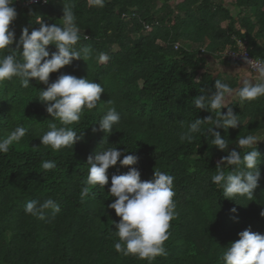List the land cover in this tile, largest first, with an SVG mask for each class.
Segmentation results:
<instances>
[{
	"label": "trees",
	"instance_id": "1",
	"mask_svg": "<svg viewBox=\"0 0 264 264\" xmlns=\"http://www.w3.org/2000/svg\"><path fill=\"white\" fill-rule=\"evenodd\" d=\"M226 2L105 0L97 7L90 0H16L18 18L11 27L17 43L24 27L29 33L39 28L36 17L59 24L65 5L73 8L82 34L77 47L90 46L93 56L73 60L52 73L49 83L68 74L100 83L105 92L97 108L85 110L71 126L81 136L75 146L54 151L40 140L49 123L61 126L38 99L47 85L33 79L32 87L25 89L18 78L0 83V137L17 126L27 129L25 138L0 154V264H223L224 248L239 240L240 232L250 229L264 235V97L244 103L233 100L229 106L241 125L227 132L214 129L229 139V152L241 151L236 144L240 135L261 139L256 145L261 177L252 199H227L212 182L217 164L228 152L211 145V137L205 136L208 125L203 126L205 133L194 134L192 143L180 139L196 118H215L214 112L191 103L201 90H215L220 76L207 67L211 57L245 66L224 56L241 43L264 62V0ZM48 50L50 55L58 51L54 45ZM101 52L109 57L106 63L96 59ZM227 83L238 87L235 81ZM112 106L121 121L107 134L99 131L98 123ZM222 112L226 114L227 108ZM103 146L136 155L134 167L142 181L152 180L155 169L175 178L177 216L165 242L166 256L149 262L114 248L118 238L112 221L120 218L108 207L115 200L109 191L111 178L126 174L128 167L118 162L108 170V185L92 188L81 200L88 157ZM44 160L57 167L43 170ZM48 198L59 204V213L53 216L47 210L44 220L25 213L28 201Z\"/></svg>",
	"mask_w": 264,
	"mask_h": 264
},
{
	"label": "clouds",
	"instance_id": "2",
	"mask_svg": "<svg viewBox=\"0 0 264 264\" xmlns=\"http://www.w3.org/2000/svg\"><path fill=\"white\" fill-rule=\"evenodd\" d=\"M15 2L16 0H0V83L18 78L25 89L32 87L30 81L33 79L47 85L46 90H40L38 99L46 106L47 113L55 121H59L61 126L58 127L56 122L49 123V131L40 137L42 146L50 147L54 151L70 148L81 139L71 126L80 121L85 110L97 108L105 90L100 83L68 74L59 76L52 83L49 80L52 73L70 65L73 60L90 59L93 50L90 46L77 47L82 38L81 29L76 22L73 8L66 5L60 20L62 23L49 25L41 17H36L35 24L39 28H33L29 33V28L24 27L17 43L15 30L11 27L18 18ZM44 2L47 3L48 0ZM90 3L103 7L105 0H90ZM244 33L242 31L241 35ZM83 39L88 40L89 37L83 34ZM14 44L17 45L15 49L12 47ZM50 45L58 49L51 55L48 50ZM96 59L100 63H106L109 57L101 52ZM245 63L251 70L237 71L234 78L238 80V87L231 86L220 76L215 81L214 91L201 90V95L191 101L197 109L214 112L215 118L213 115L205 119L196 118L180 137L182 142L192 143L194 134L205 133L203 126L208 125L205 136L211 137V145L228 152L217 164L211 179L222 189L225 198L233 200L237 197L252 199L261 177L258 169L261 153L256 148L261 139L253 134L240 135L236 144L241 151L229 152L227 136L214 130L222 128L227 132L241 125L240 116L229 106L234 99L238 98L244 103L264 97V62L245 57ZM215 67L217 72L222 71L217 63ZM107 103L113 102L109 100ZM224 108H227L226 114L222 112ZM120 121V113L112 106L100 119L99 131L110 134ZM92 130L97 131L95 127ZM26 134L25 127L17 126L6 137H0V154H7L11 146L19 143ZM118 162L121 167H128L130 170L126 174L113 175L111 178L109 191L115 200L108 207L114 209L120 218L118 223L112 221L117 229L114 231L115 236L118 238L114 242L115 250L124 256L134 255L149 262L158 256H166L165 242L170 236L171 221L177 216L175 178L172 175L155 169L152 180L142 181L141 173L134 167L138 163L136 155L124 154L117 147L103 146L94 156L88 157V175L81 188V200L91 195L92 188L99 186L103 189L108 185V170ZM41 167L45 171H51L57 164L44 160ZM47 210H51L54 216L60 212V206L54 199L48 198L43 202L28 201L24 209L27 215L41 220L46 218ZM236 211L237 209H232L233 213ZM261 216L264 217V211ZM224 249L220 257L223 264H264V235L250 229L240 232L239 240Z\"/></svg>",
	"mask_w": 264,
	"mask_h": 264
},
{
	"label": "crops",
	"instance_id": "3",
	"mask_svg": "<svg viewBox=\"0 0 264 264\" xmlns=\"http://www.w3.org/2000/svg\"><path fill=\"white\" fill-rule=\"evenodd\" d=\"M226 1H227L226 2L227 4H230L232 2L231 0H226ZM209 60H210V63L208 64L207 67L211 68L214 71V73H215L216 76H221V78L224 79V80H226V82H234L235 81V82L238 83L237 78H234L235 75H236V73H237V71L239 69L248 70L243 65H235V64H232V63H229V62H226V61L220 62V61H217L213 57H211ZM216 63H217L218 66H221L222 71H220V72H217L216 71V67H215L216 66ZM241 86H242V84H241ZM237 99L238 98H236L234 100H237Z\"/></svg>",
	"mask_w": 264,
	"mask_h": 264
},
{
	"label": "built area",
	"instance_id": "4",
	"mask_svg": "<svg viewBox=\"0 0 264 264\" xmlns=\"http://www.w3.org/2000/svg\"><path fill=\"white\" fill-rule=\"evenodd\" d=\"M32 2H37V0H32ZM224 56H226L229 60L233 61L234 63L244 64L248 68L249 66L245 63V57L249 60L255 59L249 54L247 48L241 43L238 50L227 49L224 53ZM255 60L258 62H262V60L260 59H255Z\"/></svg>",
	"mask_w": 264,
	"mask_h": 264
},
{
	"label": "rangeland",
	"instance_id": "5",
	"mask_svg": "<svg viewBox=\"0 0 264 264\" xmlns=\"http://www.w3.org/2000/svg\"><path fill=\"white\" fill-rule=\"evenodd\" d=\"M231 1L233 2V1H235V0H231ZM222 25H223V27H226V23H223Z\"/></svg>",
	"mask_w": 264,
	"mask_h": 264
},
{
	"label": "bare ground",
	"instance_id": "6",
	"mask_svg": "<svg viewBox=\"0 0 264 264\" xmlns=\"http://www.w3.org/2000/svg\"><path fill=\"white\" fill-rule=\"evenodd\" d=\"M102 86V85H101Z\"/></svg>",
	"mask_w": 264,
	"mask_h": 264
}]
</instances>
